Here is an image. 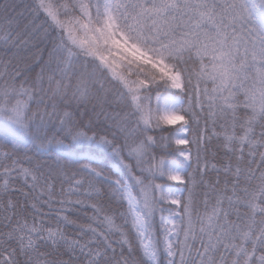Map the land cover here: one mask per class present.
<instances>
[{"label":"snow or ice","instance_id":"6c2138e0","mask_svg":"<svg viewBox=\"0 0 264 264\" xmlns=\"http://www.w3.org/2000/svg\"><path fill=\"white\" fill-rule=\"evenodd\" d=\"M0 48V264H264V0H0Z\"/></svg>","mask_w":264,"mask_h":264},{"label":"trees","instance_id":"16d2710c","mask_svg":"<svg viewBox=\"0 0 264 264\" xmlns=\"http://www.w3.org/2000/svg\"><path fill=\"white\" fill-rule=\"evenodd\" d=\"M53 2L55 3V0H53ZM13 27H15V26H13ZM3 52H4V49L0 48V55H2ZM5 59H7V57H5ZM13 63H15V61H14ZM10 70H11V69H10ZM36 70L38 71L39 69H36ZM5 79H7V78H5ZM2 84H3V81H0V85H2ZM170 151H171V149H170ZM73 218L79 219V220H81V221L83 222V217H82V216H76V215H73ZM68 231L71 232V231H73V230H72V229H69ZM66 258H67V257H65V259H66Z\"/></svg>","mask_w":264,"mask_h":264}]
</instances>
